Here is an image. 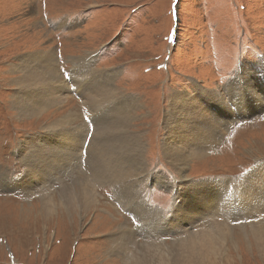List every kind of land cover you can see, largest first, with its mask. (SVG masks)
<instances>
[{"label":"rangeland","instance_id":"rangeland-1","mask_svg":"<svg viewBox=\"0 0 264 264\" xmlns=\"http://www.w3.org/2000/svg\"><path fill=\"white\" fill-rule=\"evenodd\" d=\"M48 51L58 58L62 80H66L65 71L70 76L75 58L89 55L97 71L116 72L114 83L122 93L141 98L142 111L132 121V130L145 135L144 161L150 180L135 185L152 207L162 211L154 223L159 224L162 215H172L178 199L173 187L182 180L162 153L164 115L170 97L178 91L224 96L225 89L235 83L232 95L224 97L229 107L224 115L235 123L205 161L192 160L184 175L188 180L183 182L198 188L207 184L198 182L216 178L234 183L245 179L255 166L252 179L263 174L264 0H0V264H119V258L109 255L111 236L120 225L132 231L141 228L138 216L118 204L113 184L98 187L99 203L82 223L77 220L72 225L58 215H45L42 187L59 197V184L51 179L58 178L62 160L49 162L41 157L34 161L48 165V185L39 181L36 187L41 190L11 186L14 180H30L25 175L33 164L30 144L43 149V156L56 154L57 149L41 148L51 145L44 139L46 124L71 112L77 118L70 127L86 123L81 99L72 93L64 107L46 111L41 118L19 119L14 112L10 99L18 90L14 82L18 74L13 71L18 60L34 55V66L37 54ZM240 65L245 67L238 71ZM231 79L236 81L229 83ZM250 80L259 85L262 98L244 97L255 91ZM234 108L250 113L232 118ZM103 110L109 116L105 118L108 124L114 115L108 108ZM84 167L80 165L79 171L87 172ZM74 174L65 177L67 184L77 178L78 172ZM158 175L164 176L167 185L157 182ZM216 198L222 203V196ZM191 212L195 224L216 214L214 210L205 215L197 206ZM237 216L244 215L239 212ZM177 222L185 224L182 219ZM230 235L228 247L236 242L238 255L230 251L227 259L209 264H263L253 254L254 244L248 247L246 243L252 238L249 225L235 226ZM146 236L141 233L140 239ZM159 238L173 243L180 236L163 230Z\"/></svg>","mask_w":264,"mask_h":264},{"label":"bare ground","instance_id":"bare-ground-1","mask_svg":"<svg viewBox=\"0 0 264 264\" xmlns=\"http://www.w3.org/2000/svg\"><path fill=\"white\" fill-rule=\"evenodd\" d=\"M88 56L73 60L74 67L68 77L69 81L62 80L57 68L58 58L53 51L37 54L35 61L37 63L34 66L31 65L34 55H24L18 60L19 63L13 69L14 73L18 74L14 80L18 90L16 95L11 97L10 103L19 119L41 118L46 111L60 109L66 105L72 93L81 99L86 111L83 117L89 118L91 123L70 127L77 118V113L71 112L54 123L46 124L45 129L48 132L44 139L49 140L51 145L41 148L57 149L56 154L52 158L43 156V149L34 143L30 144L32 150L29 160L33 161V164L29 165L25 172L30 180L24 178L14 180L11 186L41 190L36 187L39 186V181L48 185L45 170L48 165L44 166L43 160L37 162L38 165L34 164V161L41 157L50 160L49 162L62 160L56 173L58 178L51 179V182L57 181L59 184L56 188L61 190L59 197H54L53 192L43 186L41 210L45 215L54 214L53 217L58 215V219L64 218L73 225L77 220L81 222L89 214L94 213L95 204L99 203L98 187L113 184L118 204L131 210L141 221V228L138 231L120 225L118 231L111 236L109 255L119 258L123 264L219 262L222 258L227 259L230 251L238 255V244L234 242L228 247L227 238L231 236L235 226L240 225L250 226L252 238L249 236L248 242L246 240L245 242L248 247L254 244L253 249H256V253H252L264 264V169L263 174L257 179H252V174L257 168L255 166L245 179H239L234 183L217 178L211 181H197L207 183L203 188L183 182L188 180L184 175L188 172L192 160L205 161L209 151L214 150L218 142L226 136L231 123H235L232 119H226L224 115L229 110L224 97L232 95L235 83L225 89L224 96L215 92L198 93L193 96L186 91H178L170 97L169 107L164 115L166 133L162 140V153L182 179L178 180L177 187H173L177 188L179 211H175L176 202L172 215H162L161 222L157 224L154 221L162 211L152 207L140 194L141 187L135 185L136 182L147 184L150 180L144 161L145 135L132 130L134 125L132 121L142 111L141 98L129 95L127 97L114 83L116 72L97 71L94 58ZM244 67L245 65H240L238 71ZM227 81L233 83L236 80ZM249 82L255 91L244 94V97L262 98L263 92L258 89L256 81ZM251 84L248 86L253 90ZM106 108L114 115L108 118L111 119L108 124L105 123L108 114L103 110ZM249 108L252 112L253 108ZM232 112L235 113L232 118H242L250 113L238 109ZM95 126H98L97 130L90 134V130ZM94 135L103 140H98ZM59 154L61 157L56 159V155ZM82 157L83 163H80ZM80 165L87 166V172L79 171ZM74 168L78 172L77 178L72 184H67L64 179L74 174ZM157 182L167 185L162 175L157 176ZM232 188L234 192L228 195ZM216 195L218 198L222 196V203ZM196 206L205 215L214 210L216 214L213 213L211 218L202 219L201 223L195 224L192 221L191 210ZM261 208L263 210L259 211ZM239 212L244 216L238 217ZM179 219L185 224L177 222ZM175 221L178 223L176 234L172 232ZM143 226H146V229ZM163 230H170L180 238L168 243L166 239L159 238ZM141 233L147 235L144 240L140 239ZM119 260L116 262L120 264ZM253 264H256L255 261Z\"/></svg>","mask_w":264,"mask_h":264},{"label":"snow or ice","instance_id":"snow-or-ice-1","mask_svg":"<svg viewBox=\"0 0 264 264\" xmlns=\"http://www.w3.org/2000/svg\"><path fill=\"white\" fill-rule=\"evenodd\" d=\"M175 211H177V212L179 211V201H177V207H176V210Z\"/></svg>","mask_w":264,"mask_h":264}]
</instances>
